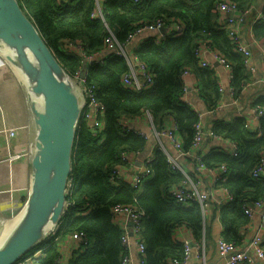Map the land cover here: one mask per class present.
I'll return each mask as SVG.
<instances>
[{
  "label": "trees",
  "instance_id": "1",
  "mask_svg": "<svg viewBox=\"0 0 264 264\" xmlns=\"http://www.w3.org/2000/svg\"><path fill=\"white\" fill-rule=\"evenodd\" d=\"M18 1L71 77L83 68L84 60L66 50V42L84 44L86 55L92 56L105 53V39L110 34L120 45H125L131 33L158 20H174L184 25L181 36H167L159 45L150 39L134 52L154 74L150 90L124 88L122 77L129 71V66L123 58L107 55L105 64L87 68L85 84L96 88V98L106 107L104 131L94 137L83 120L78 125L70 176L74 184L67 196L70 206L57 232L60 238L84 233L89 242L87 246L79 247L82 252L71 264H121L124 255L122 231L112 222V208L120 204L135 205L145 216L141 236L146 247L144 264H169L171 260L183 259L185 246L174 239V230L188 227L196 242L201 241L207 236L203 213L196 205L183 207L172 200L171 187L183 182L185 177L171 170L161 151H156L151 178L140 191L127 184L119 187L110 184L112 171L121 163L122 154L144 151L147 146L141 136L124 132L120 120L149 112L155 125L161 127L164 120L172 116L184 149L190 150L194 126L199 118L180 99L184 89L179 74L183 68H191L199 79V95L207 108L216 107L220 94L214 71L199 67L194 56L197 42H209L230 62L236 96L246 79V70L243 57L233 50L228 33L218 27L216 7L230 1L240 11L251 12L257 0H143L138 4L133 0H104L105 22L91 18L97 0ZM254 34L264 37V10L261 20L255 23ZM253 105L263 110L258 131L247 129L243 119L233 123L216 121L212 127L214 134L237 144V157L216 150L203 157L209 168L221 164L228 166L229 178L220 186L232 193L234 201L231 205L221 206L220 214L223 237L236 244L242 242L241 230L250 222L244 206L260 201L264 193V181L252 176L264 160V96L258 97ZM86 210L89 213L83 215ZM262 246L264 248V243ZM59 249L58 242L50 243L36 258V263L56 264L61 256ZM39 250L42 249H33L25 257Z\"/></svg>",
  "mask_w": 264,
  "mask_h": 264
},
{
  "label": "built area",
  "instance_id": "2",
  "mask_svg": "<svg viewBox=\"0 0 264 264\" xmlns=\"http://www.w3.org/2000/svg\"><path fill=\"white\" fill-rule=\"evenodd\" d=\"M65 1L68 0H63V2ZM142 1L143 0H133L136 4L141 3ZM103 3L97 0L96 8L91 14V18L100 19L105 22ZM216 11L218 14V27L220 30H224L228 33V36L233 44V50L243 57V66L245 70L251 73L255 72L252 62V49L249 45H246L243 42L239 33V26L242 19L247 16L250 11H240L236 4L230 1L219 3L216 7ZM170 24H173L171 26L172 32L174 33L173 36L179 37L184 33L185 27L182 23L168 19L166 21L158 20L155 23L140 27L135 32L131 33L128 37V42L125 45H120L114 35L110 34V36L105 39V53H95L92 56L86 55L84 44L80 42H66L65 49L80 55L84 60L83 68L73 78L79 83L85 96L86 103L82 112V120L87 124L94 137L100 136L104 131L103 118L105 116L106 107L96 98V88L94 86H86L85 84L87 68L90 66L105 64V57L107 55H114L116 57L123 58L129 66V71H127L122 77V84L124 88L134 91L150 90L154 84V74L150 70L149 66L138 60L135 55L132 58V56L126 51V47L129 46L138 35L144 32H158L160 35L154 38L153 41L155 44L159 45L164 38L171 36L169 33L165 34L164 31L165 27ZM194 56L197 59L199 67L214 71L220 98L226 94H230L234 97V87L232 86L234 74L230 62H228V60L220 54V52H218L210 45L209 42L206 41H199L196 43ZM215 66L221 67L225 72V76L222 78L219 77L215 70ZM191 74H193V70L189 67L183 68L179 74V79L181 80L184 89L180 99L185 105L192 109L199 118L198 122L194 126V137L190 150L186 151L184 149V143L180 136L178 126L172 116L169 118L171 119L169 123L165 122L161 127H158L155 125L153 116L149 112H146L149 115L151 123V133L158 143L153 153L145 154L150 142L149 135L141 130L128 128L123 121L133 118L124 117L120 120L122 130L124 132H132L141 136L147 141V146L144 151L122 154L121 163L114 167L109 182L116 187L127 184L131 188L140 191L143 185L151 178V166L153 165L156 151H161L166 156L171 170L173 172H180L185 177L183 182L171 187L170 194L172 200L177 205L183 207H192L194 205L198 206L203 213L204 219H206L209 212L213 208V201L210 197V191L201 189L199 185L202 182L200 179L196 180L197 178L194 177L211 174L213 188L215 190H219V192L223 193L225 196L223 199H220L219 203L217 202L218 206L221 207L223 205H231L234 201V197L228 189L220 186V184L226 182L229 178L230 172L228 166L226 164H221L216 168H209L204 163V155L200 152L202 144L208 138L215 145V148L213 149L216 151L224 152L232 157H237L239 152L238 146L235 142L225 139L222 136H217L213 133L212 127L216 121L212 124V126L207 127L202 120V115L190 106V102L183 99L187 90L186 78ZM226 84H229V86L226 87ZM197 93L199 94V88H197ZM234 104L237 103L234 102ZM220 107L221 103L219 99L216 107L210 109L209 111H218ZM252 111L255 114L256 119H260L263 115V110L258 106H253ZM242 119L245 121L246 128L250 130V126L247 122L248 117H242ZM258 130H252V132H256ZM9 136L13 138L16 136V133L14 131L9 132ZM162 139H166L170 142L176 152V155H173L168 151L165 145L161 142ZM140 156L142 157V160L139 159ZM182 157L191 158L193 160V176L185 174L183 169L180 167L178 159ZM138 160H140V166L135 167ZM126 169H133V171L128 173L126 172ZM252 176L255 180L264 181V160L254 169ZM73 184L74 180L70 178L68 183V194L70 193V189ZM69 206L70 204L67 202L65 214L67 213ZM262 209H264V193L260 201L244 206V212L250 220L255 219L258 212ZM87 213H89V210H86L82 214L86 215ZM260 219L262 226H264V211L261 214ZM144 220V213L135 205L120 204L112 208V222L122 231L121 245L124 249V255L121 264H132V256L130 252L131 243H134L137 247L140 262L141 264H144L146 247L141 241ZM60 226L52 232L47 233L45 241L48 245L52 242L59 243L60 236H57V232ZM69 237L78 247L82 245L87 246L89 244L84 233H74L69 235ZM181 243L185 246L183 259L171 260L169 264H190V259L194 251L197 253V257L203 260L201 264H208V262H206L205 241L203 239L195 243L190 240H182ZM192 243H194L193 247H191ZM263 243L264 238L261 233L257 234L253 240L243 241L239 244L227 241L224 237H220L216 241V252L219 259L217 264H256L258 261L264 263ZM39 253L40 250L32 256L22 258L16 264H37L36 258L39 256ZM60 262L61 258L57 260L56 264H60Z\"/></svg>",
  "mask_w": 264,
  "mask_h": 264
},
{
  "label": "crops",
  "instance_id": "3",
  "mask_svg": "<svg viewBox=\"0 0 264 264\" xmlns=\"http://www.w3.org/2000/svg\"><path fill=\"white\" fill-rule=\"evenodd\" d=\"M101 3L104 0H99ZM264 10V0H257L254 9L242 19L239 26V33L243 42L252 49V62L255 72L244 71L246 79L242 83V88L238 94L232 97L230 94L220 98L221 107L218 111L211 112L207 108L206 103L197 93L199 79L196 74L187 76V90L184 100L190 102V106L202 115V120L207 127L212 126L215 121H223L233 123L242 117H248L247 122L250 131L260 128V119H256L252 111L254 101L264 96V37H257L254 34L255 23L262 18ZM170 24L165 27V34L173 36L172 26ZM158 32H144L138 35L126 51L132 56L134 52L141 48L148 40L158 37ZM216 67V66H215ZM219 77L225 76V72L221 67L215 68ZM229 84H226L228 87ZM236 102L237 104H234ZM171 116H169L170 118ZM164 120L169 123L171 119ZM123 123L128 128L141 130L149 135L150 142L146 153H153L156 149L158 141L151 133V123L149 115L144 112L142 115L124 120ZM14 131L15 137H10L9 132ZM168 151L176 155V152L170 142L162 139ZM34 130L32 116L30 113L28 95L26 93L24 83L16 69L0 54V223L11 226L16 218L20 216L26 208V202L30 193L31 185V159L34 153ZM215 145L207 138L203 142L200 152L207 155L214 150ZM142 160V157H139ZM140 160L135 167L140 166ZM180 167L185 174L193 176V160L191 158L182 157L178 159ZM133 169H126V172H132ZM211 174L203 175L200 179V188L210 191V197L213 201V208L204 221L207 230L205 241L206 262L208 264H217L219 259L216 252V241L224 236V227L221 223L220 206L217 202L224 198V194L213 188ZM209 186V188H208ZM264 209L260 210L255 219L250 220L249 224L242 231V242L253 240L257 234L261 233L264 238V226L261 222V214ZM12 230V227L10 231ZM174 239L177 241L190 240L196 242L192 232L188 227L182 226L174 230ZM241 242V243H242ZM41 248L40 254L48 246ZM61 253L60 264H71L72 259L79 253V247L71 240L69 235L60 238L58 243ZM263 247V246H262ZM264 249V248H263ZM130 252L132 256V264H141L140 257L137 253V247L131 243ZM202 259L197 257L194 251L190 259V264H201ZM256 264H264L257 262Z\"/></svg>",
  "mask_w": 264,
  "mask_h": 264
},
{
  "label": "water",
  "instance_id": "4",
  "mask_svg": "<svg viewBox=\"0 0 264 264\" xmlns=\"http://www.w3.org/2000/svg\"><path fill=\"white\" fill-rule=\"evenodd\" d=\"M0 54L23 80L34 130L26 208L6 236L9 226L0 223V264H16L65 219L77 128L86 102L81 86L18 0H0Z\"/></svg>",
  "mask_w": 264,
  "mask_h": 264
},
{
  "label": "rangeland",
  "instance_id": "5",
  "mask_svg": "<svg viewBox=\"0 0 264 264\" xmlns=\"http://www.w3.org/2000/svg\"><path fill=\"white\" fill-rule=\"evenodd\" d=\"M10 223H9V225H10ZM45 246H46V244H44V243L40 245L41 248H44Z\"/></svg>",
  "mask_w": 264,
  "mask_h": 264
},
{
  "label": "bare ground",
  "instance_id": "6",
  "mask_svg": "<svg viewBox=\"0 0 264 264\" xmlns=\"http://www.w3.org/2000/svg\"><path fill=\"white\" fill-rule=\"evenodd\" d=\"M8 226H9V225H8ZM11 227H12V225L9 226V230H8V232L5 234V236L10 232Z\"/></svg>",
  "mask_w": 264,
  "mask_h": 264
}]
</instances>
